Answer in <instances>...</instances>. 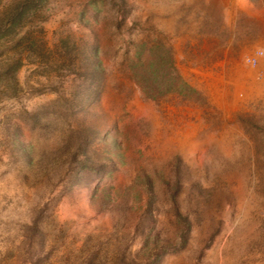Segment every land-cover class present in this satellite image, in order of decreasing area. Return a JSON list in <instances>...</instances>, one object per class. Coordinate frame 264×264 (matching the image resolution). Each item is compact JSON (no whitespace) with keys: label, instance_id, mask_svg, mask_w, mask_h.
Listing matches in <instances>:
<instances>
[{"label":"rangeland","instance_id":"rangeland-1","mask_svg":"<svg viewBox=\"0 0 264 264\" xmlns=\"http://www.w3.org/2000/svg\"><path fill=\"white\" fill-rule=\"evenodd\" d=\"M43 1L0 49V264H264V0Z\"/></svg>","mask_w":264,"mask_h":264},{"label":"trees","instance_id":"trees-1","mask_svg":"<svg viewBox=\"0 0 264 264\" xmlns=\"http://www.w3.org/2000/svg\"><path fill=\"white\" fill-rule=\"evenodd\" d=\"M43 0H15L7 4L0 12V49L4 48L6 37L19 25H22L31 16L33 9L35 10ZM27 43V47H36V40L30 39L23 35L21 40ZM20 54V52H18ZM20 55H14L0 60V96L5 94H15L17 86L14 82L16 70L20 64ZM185 228H188V223L185 222ZM158 235V234H157ZM155 234V237H157ZM121 237L126 239L127 232L123 231ZM185 240V239H184ZM184 242V241H183ZM163 249L166 247H162ZM154 257L159 256V251L153 253ZM93 263V262H91ZM99 264V263H97Z\"/></svg>","mask_w":264,"mask_h":264},{"label":"built area","instance_id":"built-area-1","mask_svg":"<svg viewBox=\"0 0 264 264\" xmlns=\"http://www.w3.org/2000/svg\"><path fill=\"white\" fill-rule=\"evenodd\" d=\"M246 61L250 65H253V66L256 65L258 63V53L252 54V55H248L246 57Z\"/></svg>","mask_w":264,"mask_h":264}]
</instances>
